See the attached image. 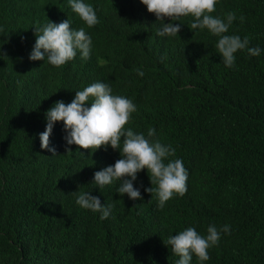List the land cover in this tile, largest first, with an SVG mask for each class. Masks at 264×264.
Instances as JSON below:
<instances>
[{"label": "trees", "instance_id": "trees-1", "mask_svg": "<svg viewBox=\"0 0 264 264\" xmlns=\"http://www.w3.org/2000/svg\"><path fill=\"white\" fill-rule=\"evenodd\" d=\"M26 1L33 17L43 13L44 3ZM88 1L112 15L117 8L127 22L130 53L110 80L114 91L130 94L137 107L132 117L161 113L156 138L175 149L166 164L183 161L188 190L161 209L155 194L144 191L157 187L146 171L133 182L143 200L121 196L119 180L101 190L94 184L96 172L122 158L110 144L96 151L70 145L67 154L64 137H52L55 156L38 146L35 98L48 77L43 72L64 69L78 86L105 78L102 65L92 69L104 48L92 39L88 60L77 50L55 67L29 63L26 45L17 49L0 39V264H176L180 257L165 244L169 236L192 227L206 237L210 225H229L231 232L208 250L209 260L193 254L190 264H264V0H219L212 13L221 19L235 13L225 35L247 36L249 47L262 50L259 56L238 50L234 68L222 62L218 37L190 28L195 20L181 19L178 35L161 37L134 2ZM8 4L0 0L2 32L18 26V9L9 11ZM25 61L39 71L19 70ZM73 192L99 197L112 206L111 215L101 220L81 208Z\"/></svg>", "mask_w": 264, "mask_h": 264}, {"label": "clouds", "instance_id": "clouds-1", "mask_svg": "<svg viewBox=\"0 0 264 264\" xmlns=\"http://www.w3.org/2000/svg\"><path fill=\"white\" fill-rule=\"evenodd\" d=\"M8 1L7 10L18 9V26L8 32L0 31V39L17 49L26 45L30 52L26 60L31 64L46 61L48 65L61 67L76 57L77 50L82 59L88 60L95 41L104 48L92 69L97 63L102 65L105 78L90 79L87 84L78 86L80 82H73L64 69L43 72L48 77L38 84L35 98V110L40 113L37 145L41 144L42 149L55 156L57 153L55 147L51 146L52 137L60 140L64 137L67 154L72 152L70 145L96 151L110 144L113 149L121 151L122 158L94 174V184L100 190L119 180L121 183L117 192L121 196L127 194L132 200H143L133 182L137 180L139 172L146 171L150 174L151 184L157 187L145 188L144 191L150 193L151 197L155 194L159 208L163 209L174 194L183 197L188 190V172L183 161L169 160L166 164L165 160L175 156V149L156 138L155 128L162 122L161 113L152 109L132 117L137 107L131 101L130 94L114 91V84L110 80V76L121 72L130 53L128 24L120 17L119 10L115 7L116 13L112 15L102 3L94 5L88 0H38L44 3V11L35 18L29 11L28 1ZM119 1L134 2L157 23V35L161 37L178 35L182 29L181 19L188 22L195 20L190 25L191 29L206 28L218 37L216 48L226 67H235L234 54L238 50L246 49L251 56L261 54L259 47H249V37L242 39L238 35H225L237 17L232 12L227 13L224 19L213 16L219 0ZM225 1L238 3L241 0ZM239 19L243 22L245 17L240 16ZM29 63L25 61V67L19 70L39 71ZM109 63L112 69L108 67ZM11 64L17 68L13 62ZM138 74L144 75L142 71ZM76 203L83 209L100 213L101 220L111 215L112 206L102 204L100 198L90 192L76 194ZM230 232L229 225L219 229L210 225L207 236L203 237L195 228L189 227L169 236L165 244L170 245L172 253L180 257L176 264H190L193 254L203 262L210 258L208 250L219 246L221 234Z\"/></svg>", "mask_w": 264, "mask_h": 264}]
</instances>
